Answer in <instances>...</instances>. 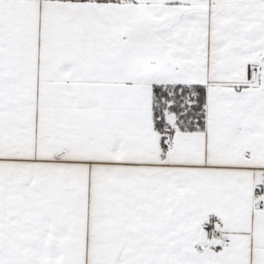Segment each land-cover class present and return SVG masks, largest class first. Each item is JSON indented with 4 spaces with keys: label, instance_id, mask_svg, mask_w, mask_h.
<instances>
[{
    "label": "snow or ice",
    "instance_id": "6c2138e0",
    "mask_svg": "<svg viewBox=\"0 0 264 264\" xmlns=\"http://www.w3.org/2000/svg\"><path fill=\"white\" fill-rule=\"evenodd\" d=\"M0 264H264V0H0Z\"/></svg>",
    "mask_w": 264,
    "mask_h": 264
}]
</instances>
